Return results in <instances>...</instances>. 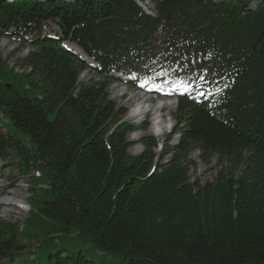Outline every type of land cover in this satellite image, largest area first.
<instances>
[{"label":"trees","instance_id":"16d2710c","mask_svg":"<svg viewBox=\"0 0 264 264\" xmlns=\"http://www.w3.org/2000/svg\"><path fill=\"white\" fill-rule=\"evenodd\" d=\"M253 1L151 0V16L134 0H0V39L30 50L14 68L0 56V160L38 174L25 221H0V264H95L44 245L57 237L123 264H264V1ZM48 23L59 34L44 35ZM66 43L101 82H79L92 67ZM147 64L154 83L198 82L178 93L161 155L147 137L130 157L107 87ZM196 151L216 159L212 183H190Z\"/></svg>","mask_w":264,"mask_h":264},{"label":"rangeland","instance_id":"374dc122","mask_svg":"<svg viewBox=\"0 0 264 264\" xmlns=\"http://www.w3.org/2000/svg\"><path fill=\"white\" fill-rule=\"evenodd\" d=\"M6 2H12L15 0H5ZM38 1H44V0H38ZM64 1H71V0H64ZM141 6L145 8L148 12L153 10V5L151 3V0H136ZM227 2L228 0H224ZM261 1L264 0H254L249 7L254 8L256 7ZM44 35L46 34L48 37L54 36V34H59V30L53 23H48L43 29ZM22 36H25V33H23ZM30 38V36L28 37ZM68 47V43H66ZM0 56L2 60L11 68H14L16 66H21L22 62L21 60L26 57L29 49L24 48L19 42L12 43L10 39H0ZM77 52V53H76ZM75 53L82 57L83 55L78 51L75 50ZM84 59V57H82ZM87 64L92 67L91 71H85L81 72L79 74V82L83 84H87L89 82H101V79L98 78L95 74V71L93 67H95V64L91 63L87 59H84ZM158 69V66H154L152 64H147L143 67V69L140 71V76L144 79L146 77H154V71ZM17 73L20 72V70H16ZM113 80L110 83V85L107 87V95L111 101L114 102V104L122 108L125 113L121 119V121L128 126L132 128V131L128 134L127 139L130 143L129 148V156L130 157H138L141 156V154L144 151V146L142 144V141L147 137H152L155 139L156 143L158 144V147L154 150V153L156 155H161L160 146L163 144L165 138L170 133V131L174 127V123L172 120V116L176 111L177 103L174 98L177 92L179 91H171V85H168L167 93L171 92V94H168L169 96H165L166 101L162 102L169 105L168 109H165L162 111L161 115L163 116V120L160 119L158 122V119L156 121H152L153 117H138L137 119L133 120H127V114H132L131 107L125 106V99H113V96H115V91L112 89L119 87L121 90H124L126 92H130L128 87H135L132 88L133 90H136V88H139L142 92L143 88L139 87L140 82L134 85H129L128 82L131 84V81L129 78H122L119 75H113ZM129 80L128 82L125 80ZM131 79V78H130ZM181 79L189 80V82L193 85L197 83L194 78H188V77H182ZM137 91V90H136ZM128 92V93H129ZM162 96V95H161ZM160 103V105L162 104ZM154 112V111H153ZM159 114H157L158 116ZM0 121L5 122L2 114L0 113ZM145 122L146 129L141 130L140 125ZM162 123V129L164 130V133L160 134L159 130L153 129L151 126L152 123ZM165 122V124H164ZM163 132V131H162ZM4 134L5 131H4ZM135 138H139L138 140H134ZM178 139V136H174L172 140L169 142V145H175L176 140ZM164 161H167V157H165ZM189 165H187V172L190 183L199 182L201 185L212 183L213 180L216 178L217 174L220 171V168L217 166V161L215 158L208 162H203L200 158L199 152H193L189 155ZM44 177V176H43ZM38 178L37 171L30 167L28 170L21 171L16 161H11L10 157L6 158L5 160H0V187L5 186L7 187V191L11 194L14 193V190L16 189L15 186H13V183H16L18 186V192L20 193V199H17L14 201L17 210L7 214L3 215V208L0 206V221L4 223H19L22 224L25 219L28 216L29 212V201L30 197L32 196L31 188H33L34 185V179ZM43 185V184H42ZM40 186L39 188H48L47 185ZM20 189V190H19ZM6 200V198L1 197L0 193V203L1 201ZM54 239V236L51 237ZM69 240V239H68ZM67 239L57 237L55 241L50 240L44 242V245L46 247H53L54 245H59L61 248L67 249L69 251L79 252L81 253L87 260L93 261L95 264H123L121 263V259L119 261L117 255H107L102 252H100L97 248H95L91 243L89 242H83L81 240L73 239L70 240L68 243ZM68 243V244H67ZM35 247V245H31L29 248L32 249ZM31 260L33 257L25 255V256H19L16 259V263L20 260Z\"/></svg>","mask_w":264,"mask_h":264},{"label":"bare ground","instance_id":"6f19581e","mask_svg":"<svg viewBox=\"0 0 264 264\" xmlns=\"http://www.w3.org/2000/svg\"><path fill=\"white\" fill-rule=\"evenodd\" d=\"M70 49L72 48L69 47L68 50ZM70 51L74 52L73 49ZM132 88L135 87H128V89L130 90V92L128 91L129 93L124 90H121L119 87L112 89L116 93L115 96H113V99H125V106L131 107L132 114H127V120L137 119L138 117L141 116L144 117L151 116L153 117L152 121H156L158 119L159 122L160 119L163 120V116L161 115V113L163 110L169 108V105L166 104V102L162 103L166 101L165 99L166 97L163 94L161 96V94L154 93L153 90L152 91L147 90V87L143 88L142 92L139 91L140 90L139 88H136L137 91L133 90ZM160 103L162 104L160 105ZM157 114L159 115L157 116ZM152 127L155 130H159L160 134L164 133V130L162 129L163 128L162 123L153 122ZM138 139L139 138H135L134 140H138ZM13 186H15L16 188L13 194L7 191V187L5 186L0 187L1 197L6 198V200L1 201L0 203V206L4 209L2 212L4 216L17 210L14 201L20 199V193L18 192L17 184L13 183Z\"/></svg>","mask_w":264,"mask_h":264},{"label":"snow or ice","instance_id":"6c2138e0","mask_svg":"<svg viewBox=\"0 0 264 264\" xmlns=\"http://www.w3.org/2000/svg\"><path fill=\"white\" fill-rule=\"evenodd\" d=\"M156 75H164L163 72L161 73H156ZM135 78V76L133 77ZM204 78L201 77V80ZM154 77H146L144 78L140 84L139 87L141 88H146L149 91L152 90H157V91H163V88L171 85V91H183V92H189L193 90L192 84L189 82V80H184V79H173V80H165L162 84H155L153 83ZM198 95H204L203 92L199 90V88L196 89ZM168 94H171L169 92Z\"/></svg>","mask_w":264,"mask_h":264}]
</instances>
